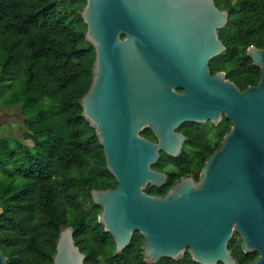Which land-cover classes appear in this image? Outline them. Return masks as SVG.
<instances>
[{
	"label": "water",
	"instance_id": "95a60500",
	"mask_svg": "<svg viewBox=\"0 0 264 264\" xmlns=\"http://www.w3.org/2000/svg\"><path fill=\"white\" fill-rule=\"evenodd\" d=\"M79 15L94 50L81 115L117 184L90 196L113 239V255L138 232L149 264L186 252L199 264H235L228 243L238 235L242 251L258 255L250 264H264V48H247L260 78L240 90L223 71L210 73L209 60L226 49L218 30L228 21L214 0H86ZM222 116L231 129L198 181L182 177L164 196L143 191L166 182L151 165L159 152L180 154L179 126L216 124ZM144 129L154 142L139 135ZM84 258L73 228L61 227L52 264ZM0 264H7L1 251Z\"/></svg>",
	"mask_w": 264,
	"mask_h": 264
},
{
	"label": "trees",
	"instance_id": "16d2710c",
	"mask_svg": "<svg viewBox=\"0 0 264 264\" xmlns=\"http://www.w3.org/2000/svg\"><path fill=\"white\" fill-rule=\"evenodd\" d=\"M84 3L0 0V107L18 109L25 128L20 140L0 136V251L7 264H52L65 226L73 228L83 264H149L138 232L113 255V239L98 223L100 207L90 196L92 189L117 184L94 129L81 115L94 64L78 12ZM215 5L228 11L218 30L226 49L209 60L210 73L223 71L240 90L256 85L260 70L246 51L264 48V0H215ZM178 177L172 174L163 188ZM240 244L234 235L228 250L235 264H250L258 255L244 253ZM151 264L199 263L186 252L179 260Z\"/></svg>",
	"mask_w": 264,
	"mask_h": 264
},
{
	"label": "flooded vegetation",
	"instance_id": "af4514ba",
	"mask_svg": "<svg viewBox=\"0 0 264 264\" xmlns=\"http://www.w3.org/2000/svg\"><path fill=\"white\" fill-rule=\"evenodd\" d=\"M84 1L85 5L86 0ZM178 92H181V90H178ZM230 129L231 123L224 116L216 124L208 121L190 127L184 124L179 126L176 131L184 135L180 154L176 157H170L163 152H159L157 161L151 165L153 170L166 174V182L159 187L147 184L143 191L151 196H164L173 184L182 177H192L195 182L198 181L205 160L220 147ZM139 135L152 142L156 140L149 129L142 130ZM172 174L179 175V177L169 187L163 188Z\"/></svg>",
	"mask_w": 264,
	"mask_h": 264
},
{
	"label": "rangeland",
	"instance_id": "374dc122",
	"mask_svg": "<svg viewBox=\"0 0 264 264\" xmlns=\"http://www.w3.org/2000/svg\"><path fill=\"white\" fill-rule=\"evenodd\" d=\"M24 130L18 109L0 107V136L20 140ZM26 144L30 145L31 142L26 141Z\"/></svg>",
	"mask_w": 264,
	"mask_h": 264
}]
</instances>
